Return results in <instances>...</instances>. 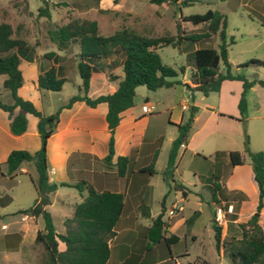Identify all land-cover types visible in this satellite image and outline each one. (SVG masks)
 <instances>
[{
  "label": "rangeland",
  "instance_id": "374dc122",
  "mask_svg": "<svg viewBox=\"0 0 264 264\" xmlns=\"http://www.w3.org/2000/svg\"><path fill=\"white\" fill-rule=\"evenodd\" d=\"M101 4L102 6L98 7V0H0V21H6L12 26L13 36L22 37L31 45L35 44L34 61H22L18 65L22 74L23 89L27 91V88H31L34 76L52 65L59 66L62 76L65 77L59 91L42 90L33 86L34 91H38L36 94L30 91L24 93L34 100L28 98L32 104L36 102L42 108L44 114L53 113L71 95L76 94L80 84L76 71L77 48L70 46L67 50H58L55 44L48 39L46 32L48 28L74 17L94 19L97 22L99 33L103 35L121 27H127L146 36H185L201 33L206 30V27L203 23L192 24L182 21L180 14L184 16L203 13L206 10L217 11L223 15L225 20L227 60L231 65V71L243 74L247 80L260 78L264 81V67L262 66L247 65L235 69L236 65L251 59L264 60V26L260 24L264 0H195L183 6H178L176 3L154 5L149 4L147 0H121L118 10L109 0H101ZM38 7H46L49 17L39 16ZM229 39H232V42H229ZM219 42L218 35L212 34L207 39L196 41L182 39L178 44L168 43L156 47L155 52L160 61L177 71L174 77L168 78L176 82L169 87H159L152 91L147 90L143 85L134 89L133 103L135 105L141 104L147 96L148 102L154 107V110L145 113L148 117V128L155 129L154 133L149 135L150 139L144 142L146 146L143 145V147H148L150 155L148 158L141 159L142 164H152L155 171L149 177L146 192V202L152 217L159 212L160 201L165 193L168 199L173 194L176 195V199L180 197L179 192L173 191L171 181H165L161 174L170 148V142L167 141L169 130L162 131V127L170 129L167 127L170 113L173 118L176 114H180L179 112H182L183 119L188 115V109H182L181 104L184 103L183 98L190 99L191 93L185 85L181 84V79H187L189 76L194 49L201 47L217 49ZM49 51H54L58 55L55 63L42 56L43 53ZM119 59V52L102 58L99 62L101 73H109L111 68V73L121 76ZM180 66L184 67L182 72L178 70ZM222 67L219 63L220 70ZM3 78L4 75H0V99L7 102L9 93L2 87ZM96 80L100 81V77ZM193 92L195 96L193 100L198 101L202 94L197 91H192V94ZM208 95L211 98L215 97L216 93L210 92ZM257 114L250 104L247 108L248 117L245 118L242 127L250 137L249 149L261 151L264 156V119L257 118ZM194 143H197V138L184 150L180 148L175 157L172 179L180 182L190 191L186 192L184 201H179L184 207L183 221L175 230L179 240L170 246V255L165 244L159 242L163 255L153 256L152 254L151 256L152 260L156 258L159 260L157 264H164L167 259L170 263L175 261L173 264H229L226 255L223 254V249L220 248L217 252L214 247L211 226V190L208 187L209 177L212 174H219L224 170V176L228 178L229 185L237 184L242 187L245 194L242 205L244 208H249L257 199V190L248 157L241 152V139L231 146L237 148L235 151L242 154L246 163L245 166L238 167L239 173L232 172L231 174L227 154L218 153V160H216L214 153L210 151L211 146L205 143L202 145ZM103 167L106 169L104 165ZM106 171L108 177H114L111 170L106 169ZM34 176L35 172L31 164L26 166V173H16L12 177L5 174L4 163L0 164V264H44L45 262L46 252L39 243L34 242L32 235L21 238L19 234V227L23 223L20 211L29 208L35 199V191L30 180V177ZM58 193L65 198L67 204L71 205L79 201V192L74 187L60 186ZM199 198H202L200 202H198ZM231 198L238 202L240 195L233 194ZM70 205L54 202L45 210L53 214H58V212L68 214ZM221 211H223L222 208ZM26 215L29 216L28 213ZM176 218H179V214L174 219ZM27 221L30 222V219ZM219 222L223 223L221 219ZM140 223L145 227L150 223V219L142 218ZM221 225L223 228V224ZM262 230L264 232V224ZM230 231L232 230H226L224 240L231 238ZM189 232H193L195 240H190ZM180 253L185 255L180 256Z\"/></svg>",
  "mask_w": 264,
  "mask_h": 264
},
{
  "label": "trees",
  "instance_id": "16d2710c",
  "mask_svg": "<svg viewBox=\"0 0 264 264\" xmlns=\"http://www.w3.org/2000/svg\"><path fill=\"white\" fill-rule=\"evenodd\" d=\"M149 4L160 5L162 3H176L178 6L188 5L195 0H147ZM223 1V0H221ZM117 3L118 0H112ZM64 4V3H63ZM39 16L49 17L46 7H38ZM182 21L192 24L203 23L206 30L201 33H194L185 36L141 35L127 27H121L113 32L103 35L98 31L97 22L87 17H74L66 22L47 29L48 39L55 44L58 50H67L70 46L77 48L76 71L80 79L77 93L71 95L63 104L59 105L53 113L43 114L27 99L17 94V88L22 84V75L18 64L21 61L32 62L35 59L34 45L26 39L13 36L12 26L0 21V75H4L2 87L9 93V102L0 99V110L6 112L8 117V131L12 135H20L26 129V114L36 118V132L39 137V147L32 153L24 149H12L8 152L5 160V174L9 177L15 176L17 169L22 164H31L35 176L30 177L35 191V199L32 205L20 212L28 213L31 216L40 215L43 227L37 230L34 242L39 243L46 252L44 264H109L108 241L114 234L120 215L125 203L120 192L109 188H93L84 180L72 184L60 183L74 187L80 194L84 195L78 203L72 207L70 217L63 220L64 233H55L49 213L45 206L49 204V194L57 185L50 183L47 178V162L45 146L46 140L53 132L58 121V114L62 108H68L72 103L81 101L89 107L98 103H105L106 112L104 121L108 131L106 154L100 159L106 169L113 172L114 179L127 176L144 189L148 178L155 172L152 164L133 170L130 159L127 156L118 155L112 161L113 156V130L119 122L120 112L133 105L134 89L143 85L147 90H155L159 87H169L176 81L172 78L177 71L169 65L160 61L155 48L164 44H178L182 39L192 41L207 39L212 34H217L219 43L217 49L211 47L196 48L192 52L193 64L189 73V82L192 86L184 83L189 91H198L203 95L216 92L222 80H240L242 90L237 102L239 112L238 120L243 123L246 118L245 93L254 83L264 87V81L259 79L247 80L243 74L232 72L231 65L227 60L225 42V20L223 15L217 11L206 10L203 13L179 15ZM260 24L264 26V9L260 15ZM175 37V38H174ZM232 42V39H229ZM119 52L122 76L117 82L116 88L105 94L89 97L87 95L89 79L91 76H99V62L102 58L112 53ZM43 57L52 60L58 58L54 51L45 52ZM219 63L222 69H219ZM247 65L264 67V60L251 59L245 63L235 66L245 67ZM109 67V64L106 63ZM182 72L183 66L178 67ZM59 66H50L37 74L35 86L37 89L59 91L65 77L61 75ZM110 79L115 76L109 74ZM192 95L190 101L192 102ZM16 109V112L14 110ZM188 115L176 123V136L172 140L167 153L162 177L165 181L170 180L172 188L179 190L182 195L186 194V187L172 179L176 151L180 145L186 144L191 122L196 107L190 104ZM242 152L248 157L251 167L252 178L257 189V199L254 214H251L244 222L237 223L240 229L239 238L231 237L229 240L221 238L220 225L212 221L214 247L218 252L223 249L229 264H264V235L257 223V213L262 208L264 200V156L261 151H251L248 147L247 136L242 141ZM218 160V152L214 153ZM230 166L242 164V154L238 151L227 152ZM219 163V162H218ZM208 187L211 190L212 200L215 201V194L220 190L218 174L209 177ZM165 193L160 201V210L155 217L150 219L148 226L144 228L147 241L146 248L159 242H163L170 255V244L177 241L175 235L165 234V220L163 216V202ZM7 200V198H6ZM58 243L63 245L58 249ZM126 261L130 262L131 258ZM164 261V264H173ZM124 263V261H122ZM125 264V263H124Z\"/></svg>",
  "mask_w": 264,
  "mask_h": 264
},
{
  "label": "crops",
  "instance_id": "0c3cea01",
  "mask_svg": "<svg viewBox=\"0 0 264 264\" xmlns=\"http://www.w3.org/2000/svg\"><path fill=\"white\" fill-rule=\"evenodd\" d=\"M109 1L112 2V0ZM100 2L101 0H98V7L102 6ZM112 4L115 6V9L118 10L121 5V0H118L117 3L112 2ZM109 74L114 75L115 78L110 79L108 77ZM121 76L111 73V68L109 69V73L91 76L87 95L93 98L100 94L112 92L116 88L117 82ZM36 77L37 74L32 80L31 88H27V91L23 89V83L17 88L16 92L20 97L32 100L30 96H26L24 93H29L30 91V93L34 92L33 94H36V92H38L34 91L35 89L33 88V86H35ZM97 77H100V81L96 80ZM256 79L262 80L260 78ZM184 83L192 86L189 82V76L187 79H181V84L184 85ZM241 90L242 85L240 80H222L218 91L215 92V97L209 98L208 94H202L198 101L193 100L191 102L190 99H182V102H184L181 104L182 109H186L190 104H195L196 111L191 122L186 144L178 147L176 156L180 148L184 150L187 146L192 144L195 138H197V143H194L195 145H202L205 143L211 146L212 148L210 151H212V154L215 152L227 154L228 151H235L237 148L231 145H235L238 139L243 141L245 133L249 142V134H247V131H244L242 123L237 119L239 116L237 102ZM190 93L192 99H194V92L192 94V91H190ZM9 101L10 98L7 99V102ZM143 103H149L147 96H145L144 101L138 106L133 103L131 107L121 111L119 114V122L113 130L114 152L112 161H114L115 157L118 155L127 156L130 159L133 170L146 166L142 164L141 159L145 157L148 158L150 151L148 147H143V145L145 144L144 142L150 139L149 135L153 134L155 130L148 128V117L141 112ZM245 104L246 119L248 117L247 108L250 104H252L253 110L258 113L257 118L264 119V87H261L257 83L250 86L245 93ZM33 105L43 113L42 108H40L36 102H34ZM14 112H16V109ZM105 112V103L101 102L94 107H89L81 101H76L72 103L70 107L60 110L58 121L53 132L47 138L45 146L47 178L50 183H55L57 185L56 189L49 194V204L45 206V209L50 207L54 202H58L61 205H70L67 204L65 198L58 193V188L60 186H67L68 184L75 183L81 179L84 180L85 183L90 184L93 188H109L120 192L123 195L125 208L114 226V234L108 241V263L157 264L159 260H156L157 258L152 260L151 256L152 254L153 256L163 255L162 247L157 243L148 249L146 248L147 241L144 232L146 226L144 227L140 223L142 218H153L149 214V208L146 202L148 182L143 189L141 185H138L127 176L119 179L110 178L100 160L106 154L108 139V131L104 121ZM179 113L180 114H176L174 118L171 117L170 113L169 122L167 123L169 125H167V127L170 129L162 127V131L169 130L167 141L170 142V145L177 133L175 124L183 119L182 112ZM25 117V131L20 135H12L8 131L9 120L7 114L0 110V164L4 163L8 152L12 149H24L30 153L38 149L40 141L36 132V118L31 114H26ZM245 163L246 160L243 158L242 164L235 166L229 165V173H239L240 171L237 170L238 167L245 166ZM27 165L30 164L20 165L16 173H26ZM174 170L173 168V171ZM224 173L225 171L222 170V172L218 174L220 190L215 194V201H213L212 196H210V202L212 203L211 220H215L217 224L220 225L221 238L224 237L227 229L232 230L229 232L230 237L239 238L240 229L237 223L244 222L251 214H254L256 201L254 204L250 205L249 208H244L242 205L245 194L242 187L237 184L229 185L227 182L228 178L224 176ZM60 183H66L67 185H60ZM186 189V192L190 191L187 187ZM173 191L179 192L180 197L176 199V195L173 194L172 197L168 199L166 194L163 202L164 211L162 218L167 222L164 236L175 235L178 237V241L179 236L175 233V230L178 225L181 224L184 217V214H182L184 207L179 201H184L186 194L182 195L179 190H175L174 188ZM233 194L240 195L238 202H236V199L231 198ZM83 195L84 191L81 194L78 193L79 201H81ZM201 199L202 198H199L198 202H200ZM79 201L73 202L70 205L71 208L68 214H61L59 212L58 214H53L52 212H48L55 233H64L63 220L66 217H70L73 205ZM176 206L180 208L173 214L168 215L167 211L171 207ZM220 207L223 209L220 213V219L223 223L215 219V209L219 208L221 210ZM178 214L179 218L174 219ZM21 216L23 223L19 227L20 237L23 238L30 234L34 239L36 231L43 227L41 216L38 215L34 217L23 213ZM257 216V223L262 229V225L264 224V200L262 208L257 213ZM28 219H30V222L27 221ZM221 224H223V228ZM189 238L190 240H195L196 237L193 232H189ZM172 244H170V246ZM62 248L63 245L58 243V249ZM179 255L183 256L185 254L180 253ZM128 258H131L130 262L126 261ZM162 260H165V258H162ZM122 261H124V263Z\"/></svg>",
  "mask_w": 264,
  "mask_h": 264
},
{
  "label": "built area",
  "instance_id": "2783aa9c",
  "mask_svg": "<svg viewBox=\"0 0 264 264\" xmlns=\"http://www.w3.org/2000/svg\"><path fill=\"white\" fill-rule=\"evenodd\" d=\"M152 110H154V107L151 103H143V105L141 106V112L143 114L145 113H149L151 112ZM180 207L179 206H176V207H171L168 211H167V214L168 215H171L173 214L176 210H178ZM221 210L219 208H216L215 209V219H217V221L220 220L221 218Z\"/></svg>",
  "mask_w": 264,
  "mask_h": 264
}]
</instances>
